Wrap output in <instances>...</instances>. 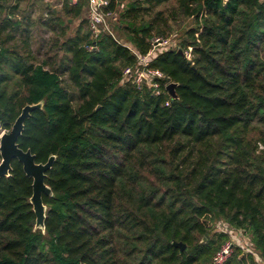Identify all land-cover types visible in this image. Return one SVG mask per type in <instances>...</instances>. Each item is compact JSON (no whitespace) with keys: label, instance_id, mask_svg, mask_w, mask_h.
I'll return each instance as SVG.
<instances>
[{"label":"trees","instance_id":"obj_1","mask_svg":"<svg viewBox=\"0 0 264 264\" xmlns=\"http://www.w3.org/2000/svg\"><path fill=\"white\" fill-rule=\"evenodd\" d=\"M170 1L134 0L121 16L141 53L178 11L195 20L178 41L193 47L192 60L169 49L151 63L178 83L177 99L124 78L136 63L131 46L107 33L89 50V31L66 37L52 10L42 23L57 35L39 58L31 15L0 0V135L25 105L43 101L18 142L37 162L56 155L45 229L36 228L23 164L14 159L0 178V264L264 260V0H177L171 14L157 10ZM86 4L66 0L65 9L80 17ZM217 220L242 231L250 251L235 245L215 263L231 236Z\"/></svg>","mask_w":264,"mask_h":264},{"label":"built area","instance_id":"obj_2","mask_svg":"<svg viewBox=\"0 0 264 264\" xmlns=\"http://www.w3.org/2000/svg\"><path fill=\"white\" fill-rule=\"evenodd\" d=\"M110 3L111 0H87V26L91 40L90 43L87 44V48L89 50H96L98 48L97 43L104 34H112V31L110 32L109 29L107 17L108 15L113 14L115 11L108 9ZM179 48L180 46L177 40L163 36L154 37L152 39L151 47L147 53H141L136 48H131L134 49L133 51L136 55V63L134 65L125 67L123 71L124 78L133 84L137 89L142 90L144 87H147L152 89L155 94H161L163 90H166L170 98H173L167 88L168 84L171 83V81H167L168 76L160 68L151 66V63L160 53H163L169 49ZM192 50V46L184 50V54L189 60H192L193 58ZM169 103L170 100L167 101V104ZM261 147L263 146L261 145ZM218 225L220 230L231 235V239L224 243L213 257V261L215 263H223L230 257L235 245L246 247L243 243L245 240V235L242 231L236 230L233 226L225 221H219ZM241 237H244V239ZM251 244L252 243L249 245ZM247 250L250 251L248 247Z\"/></svg>","mask_w":264,"mask_h":264},{"label":"rangeland","instance_id":"obj_3","mask_svg":"<svg viewBox=\"0 0 264 264\" xmlns=\"http://www.w3.org/2000/svg\"><path fill=\"white\" fill-rule=\"evenodd\" d=\"M65 1L66 0H10V3L16 4L19 3L20 10H24L25 14H30L32 19L34 20V29H33V39H32V48L38 54L39 58L44 57L45 53H52V43L54 37H56L57 33L47 29L43 25V21L45 18L49 17L48 11L52 10L56 15L61 17L64 21V25L68 26L66 37L74 34L79 28L82 31H88V6L87 4L84 7V11L80 17H74L71 13H68L65 9ZM134 0H121L119 2V6L115 10V12L111 15H108L107 21L109 23L110 32L121 42L128 44L131 46L130 48H135V46L131 45L127 40V30L126 24L122 20V13L125 11L126 6ZM77 1H73L76 3ZM177 0H172L167 4L159 6L157 10H164L167 14H171V11L177 7ZM21 13V12H20ZM51 13V12H50ZM82 19H86L85 22H82ZM196 25L195 20L192 17H188L183 14L182 11H178V14L175 18H171L169 22V26L167 27V35H161L163 37L173 38L177 41H182L185 38V32L190 27ZM60 33V31H58ZM160 35H155V37H161ZM63 39V37L61 38ZM134 53V49H131ZM8 131V130H3ZM1 162V158H0ZM219 221L215 222L216 229H219ZM244 239V237H241ZM246 238H249V235L246 234ZM231 239V236H230ZM247 243H251L250 240H247ZM249 247V246H247ZM247 247L243 249L247 251ZM233 247L232 253L234 252ZM251 248V247H249ZM231 253V254H232ZM231 256V255H230ZM259 264H264V260L261 259L258 255H256Z\"/></svg>","mask_w":264,"mask_h":264},{"label":"water","instance_id":"obj_4","mask_svg":"<svg viewBox=\"0 0 264 264\" xmlns=\"http://www.w3.org/2000/svg\"><path fill=\"white\" fill-rule=\"evenodd\" d=\"M178 52L184 54V51L179 48ZM178 83L171 82L167 88L174 99L179 98L176 91ZM43 101L33 104H27L23 107L20 115L14 122L12 128L8 131H4L0 135V178L3 176H9L13 169V160L18 159L23 164L25 173L33 178V194L31 196V203L33 204L34 211L36 213V228L45 229V219L47 206L44 202V194L52 196L53 190L46 183L47 172L50 170L56 159V155H51L47 162H37L36 155L29 149H23L18 139L23 133L25 128V121L31 117L32 112L36 109L43 107ZM175 246L180 247L181 251L187 248L186 243L182 241H175Z\"/></svg>","mask_w":264,"mask_h":264}]
</instances>
